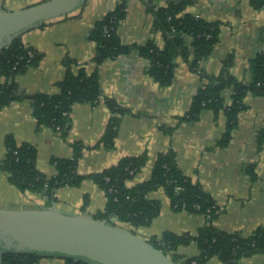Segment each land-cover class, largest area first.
Segmentation results:
<instances>
[{
	"label": "crops",
	"instance_id": "obj_1",
	"mask_svg": "<svg viewBox=\"0 0 264 264\" xmlns=\"http://www.w3.org/2000/svg\"><path fill=\"white\" fill-rule=\"evenodd\" d=\"M47 0H0V11L29 8ZM173 0H128L126 17L118 35L126 45L144 46L154 41L165 46V35L154 30V16L148 4L166 7ZM117 0H89L81 10L31 31L22 37L25 46L42 55L36 67L16 77L22 91L32 96L56 94L57 83L65 76L66 58L75 61L73 72L85 68L91 74L97 46L90 33ZM210 22L222 24L220 41L201 67L218 76L228 56L234 57L232 74L240 81L251 79L250 65L258 54H264V9L255 10L249 0H197L186 10ZM191 44L192 39L187 38ZM148 62L136 53L105 61L98 67L101 95L95 104H76L72 109V128L67 139L53 130L39 127L33 117L29 100L14 103L0 112V161L6 154L5 137L29 143L38 151L37 168L46 176L56 174L54 158H72L74 143L84 147L78 172L91 175L117 165L125 157L147 154L148 161L129 188L148 181L160 154L172 150L178 166L192 180L199 182L222 209L215 226L229 233L250 236L264 229V147L259 150L257 138L264 129V97L248 94L246 109L238 117V126L226 148L218 146L227 125L224 113L215 116L204 111L194 123H181L189 111L197 91L207 82L193 73L181 57L176 59L173 82L165 89L146 73ZM226 105L231 104V91L224 93ZM114 100L128 113L122 116L118 136L112 148L97 146L114 116L106 100ZM170 131V132H169ZM255 165L256 179L246 169ZM150 200L161 203V213L150 227L134 228L113 219L115 223L139 237L150 240L165 232L195 235L206 224L203 216L187 211L175 212L164 190L150 193ZM56 203L40 194L21 193L0 171V210H44L53 204L65 214L96 217L103 212L107 198L102 189L90 180L79 187H64L56 192ZM113 221V222H114ZM178 255L192 258L199 255L195 243L180 247ZM39 264H65L63 259H43ZM207 264H223L216 257ZM238 264H264V255L242 259Z\"/></svg>",
	"mask_w": 264,
	"mask_h": 264
},
{
	"label": "trees",
	"instance_id": "obj_2",
	"mask_svg": "<svg viewBox=\"0 0 264 264\" xmlns=\"http://www.w3.org/2000/svg\"><path fill=\"white\" fill-rule=\"evenodd\" d=\"M127 1L117 0L114 9L109 11L90 33V40L97 46L93 59L96 67H100L105 61L136 53L148 62L146 73L165 89L173 82L176 59L183 58L190 70L207 83L197 91L189 111L180 122L194 123L207 110L213 111L215 116L224 113L227 125L218 140V146L226 148L237 129L240 113L246 109V96L253 94L264 97V54H258L252 60L249 82L240 81L232 74L233 56L224 60L218 76L209 75L201 66L218 45L222 24L187 14V8L197 0H173L162 8L148 4V10L154 16V30L165 35L163 48L158 47L154 41L144 46L123 44L118 29L126 17ZM249 2L255 10L264 9V0ZM189 37L192 39L191 44L187 42ZM41 59L42 55L37 50L25 46L22 37L0 51V112L14 103L29 100L33 107L34 120L39 127L50 128L63 139H67L72 128L70 118L74 105L95 104L99 100L101 88L98 69L89 74L85 68H81L75 73V61L66 58L65 76L56 85L58 92L28 96L16 82V77L39 65ZM227 90L231 91L229 105H226L224 97ZM106 105L114 116L97 146L112 148L118 136L121 117L128 111L114 100H106ZM257 143L261 150L264 147V129L259 132ZM4 145L6 154L0 161V171L8 176L10 184L21 193L40 194L49 202L56 203V192L60 188H77L84 181L90 180L104 191L107 198L104 211L99 212L95 219L107 220L118 226L113 222V219H116L134 228H146L150 227L161 213V203L148 197L150 193L162 189L175 212L187 211L203 216L206 224L195 235L165 232L160 237L154 236L148 240L178 264H207L214 257L223 264H238L244 258L264 255L263 228H259L250 236H243L240 233L222 231L215 226V222L223 213L222 209L199 182L182 172L172 150L159 155L148 181L129 188L127 182L142 171L148 161L147 154L125 157L117 165L102 172L81 175L78 166L84 147L81 143H74L72 158L52 159L56 174L48 177L37 168L38 151L35 146L29 143L19 144L13 135L5 137ZM246 172L252 180L256 179L255 165L248 166ZM192 243L199 249L198 256L184 258L177 254L180 247ZM48 258L57 259L36 254L5 253L2 264H39ZM63 260L65 264H85L72 259Z\"/></svg>",
	"mask_w": 264,
	"mask_h": 264
},
{
	"label": "water",
	"instance_id": "obj_3",
	"mask_svg": "<svg viewBox=\"0 0 264 264\" xmlns=\"http://www.w3.org/2000/svg\"><path fill=\"white\" fill-rule=\"evenodd\" d=\"M88 1L47 0L15 12L0 11V51L25 34L81 10ZM5 253L85 264H178L134 232L92 216L65 214L54 204L44 210H0V264Z\"/></svg>",
	"mask_w": 264,
	"mask_h": 264
},
{
	"label": "rangeland",
	"instance_id": "obj_4",
	"mask_svg": "<svg viewBox=\"0 0 264 264\" xmlns=\"http://www.w3.org/2000/svg\"><path fill=\"white\" fill-rule=\"evenodd\" d=\"M114 223H115V221H114ZM137 235V234H136Z\"/></svg>",
	"mask_w": 264,
	"mask_h": 264
},
{
	"label": "built area",
	"instance_id": "obj_5",
	"mask_svg": "<svg viewBox=\"0 0 264 264\" xmlns=\"http://www.w3.org/2000/svg\"><path fill=\"white\" fill-rule=\"evenodd\" d=\"M32 56V55H31Z\"/></svg>",
	"mask_w": 264,
	"mask_h": 264
}]
</instances>
